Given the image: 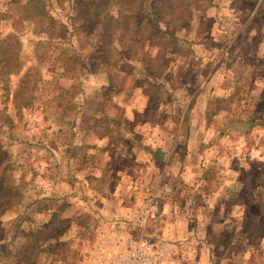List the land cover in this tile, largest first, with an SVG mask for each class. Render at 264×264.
<instances>
[{
  "label": "rangeland",
  "instance_id": "rangeland-1",
  "mask_svg": "<svg viewBox=\"0 0 264 264\" xmlns=\"http://www.w3.org/2000/svg\"><path fill=\"white\" fill-rule=\"evenodd\" d=\"M70 2L69 12L76 17L81 2ZM115 3L121 21L118 30L126 32L123 44H130L131 37L134 39L135 46L128 60H148L154 64L156 70L149 69L154 70L157 81H147V76L142 77L143 70L139 76L136 70L127 73L123 65L119 70L112 64L106 65L108 70L102 69L90 77L89 69L73 62L75 54L79 53L82 62L92 66L91 70L95 67L94 57L101 43L96 40L99 20L94 15V3L85 2L82 7L94 21L84 26L85 32L90 34L83 50H63L66 42L56 36L55 29L45 31L41 29L42 24L37 25L35 21L16 19L14 14L0 20V36L5 34V39L0 41V56L1 52L4 55V63L0 61V190L5 181L10 185L18 182V171L3 167L4 162L16 160L17 156L35 157L31 171L36 176L21 185L20 191L25 196L22 204L0 205V226L23 210L14 241L8 240L9 235L7 240L11 244L4 240V247L1 245L0 264H93L100 248L121 249L131 234L140 232L136 217L150 194H155L160 203L158 211L143 224V232L151 238L166 246L168 237L160 228L164 220L170 221L173 215L169 214V209L182 211L185 206L192 209L201 200L209 199L211 205L218 204L213 211L209 209L206 216L210 222L209 232L218 241L217 264H264V157L256 164L254 156L243 154L240 149L237 151L240 155H228L229 160L238 156L250 162L243 168L244 172H238L240 177L245 176L243 221L227 217V206L222 198L216 203V198L212 201L213 197L201 193L196 199V192L189 195V200L175 198L181 189L180 179L183 178L179 172L188 140L193 139L191 141L197 145L213 141L219 135L206 134L213 123L222 126V132L228 131L230 126L242 128L251 123L260 124L261 129L253 139H249L252 135L245 140L235 136L232 141L240 148L243 140V145L260 151L259 159L264 156V0H116ZM139 7L144 9L143 14ZM56 10L66 21L68 10L62 5ZM205 14H209L208 18L202 19ZM154 15L167 21L166 28L173 31L190 24L196 15L198 37L192 41L197 39L202 45L212 47L211 51L200 54L187 42L158 40L159 46L166 43L175 51L171 54L145 52L141 40L146 32L152 31L147 18H155ZM136 16L142 19L138 26ZM106 20L104 30H108L114 17L108 14ZM210 23L211 38L203 33ZM214 28L217 31L214 32ZM14 35L16 38H12ZM89 44H92L91 50ZM122 58L118 60L123 61ZM167 58L166 79L170 76L175 86V101L167 105L164 102L159 111L161 115L150 119L148 110L152 109L154 99L166 94L167 86L160 85L158 80L163 78L160 77L161 62ZM224 64L230 68H225L229 75L224 78L230 90L229 100H209L207 109L219 108L227 113L217 118L200 115L195 111L203 99L220 92L216 71ZM242 65L247 68L244 70ZM100 78H105L106 86L120 85L125 93L134 88L144 90L146 103L132 120L122 115L120 105L112 103L108 88L104 89L103 96L95 91L89 97L91 88L103 84ZM153 121L154 126L163 125L169 137L179 136L176 154L167 161L154 156L150 150L140 149ZM67 122L74 124L65 128ZM204 132L206 136L202 138ZM260 141L262 145H255ZM166 142L169 141L166 139ZM206 168L211 171V166ZM212 186L209 179L203 188L209 190ZM32 202V210L24 208ZM164 207L166 211H162ZM178 216L173 215L174 219ZM0 235L3 232L0 231ZM244 237L245 243H232L235 239L244 241ZM168 253L167 250L164 254L167 264L174 260Z\"/></svg>",
  "mask_w": 264,
  "mask_h": 264
},
{
  "label": "crops",
  "instance_id": "crops-1",
  "mask_svg": "<svg viewBox=\"0 0 264 264\" xmlns=\"http://www.w3.org/2000/svg\"><path fill=\"white\" fill-rule=\"evenodd\" d=\"M211 4L209 5L211 6ZM207 10H210L209 6H207ZM207 15L209 14L201 16V18L206 19L208 18ZM254 16L255 14L253 12L251 17L253 18ZM215 18L217 19L218 16H215ZM160 21L164 26L161 36H155L152 32H146V36L141 40L143 42V45L145 46V52H151L152 54L158 51H162L165 54L173 53L175 50L172 48H168L167 45H165L168 40L177 41L180 44H185L187 42L188 45H194L193 47H196V49H198L197 52L200 54L206 51H211L212 47L202 45L197 39L195 41H192V39L198 37L195 32V23L198 22L196 15L190 21V24H188L187 26H178L176 31L169 30L168 28H166L165 23H167V21L163 19H160ZM213 21L214 18L212 19V22ZM211 29L212 28L210 23L206 32H203L205 34V37H212V33L210 32ZM215 31H217V28H214V32ZM122 39L124 41V38ZM129 40L130 44H128V49L129 53H132V48L135 46L133 42L134 39L131 37ZM158 40H163L166 43H162L161 46H159L157 44ZM123 41H121L122 43L119 46L116 45V48L121 53L123 52V46H125V44H123ZM226 51L227 50L225 49L222 52V55ZM221 58H223V56H221ZM167 61L168 58L161 62L162 66L160 67L162 68V74L160 75V77L163 78L162 80H158L161 81L160 85L164 84L167 86L166 94L165 97L163 94L159 95V97L154 99L152 109L148 110V112H151L150 116H148V118L150 119H153L156 114L161 115V112L159 111H161V107L164 106V102H166L167 105L168 102L175 101V97L173 95L175 86H173L172 81L169 80L170 76L166 79L169 68V64L167 63ZM128 64H131L129 73H132L136 70V72H140V76L142 75L141 70H143L144 75L142 77L146 78L147 76V81H157L158 77L154 74V70L150 71L149 69L150 67L155 69L156 66L154 64L149 63L148 60L146 62L129 61ZM115 67H118L119 70L123 69L121 67V64L119 66L116 65ZM225 68L230 70L229 66L227 64H224L223 66H220V69L218 71H216L217 79H220V86L218 88H221L220 92H218L216 89L217 93L215 92L211 96L207 98L205 97L203 99L202 104L199 105L198 110L195 111L198 114H205L213 118H217L227 113V110L224 109L218 108L215 110L212 108L213 110L210 111H208L207 109V102L209 100H229L230 90L226 86L227 81H224V78L229 74L225 72ZM242 68L245 70L247 67L242 65ZM138 85H141V83H139ZM138 85H136V87H138ZM143 91V89L134 88L125 93L124 89H121L118 92V95H116L115 105L121 106L123 110L122 115L125 116L128 120H132L134 114L140 112V109L146 103V97ZM154 111L158 112L156 113ZM190 111L194 112V110ZM151 125L152 129L150 128L151 130L145 133V137H147L146 140L143 143H140V145L142 146L140 148L141 151L150 150L149 152L153 153L154 156H159L158 158H160L161 160H169L172 155L176 154L175 151L177 149V144L179 145L180 141V139H177L179 138V136L176 135L174 137H169V132H165L163 125H160V123H158V126H154L155 121L151 122ZM222 128V126L218 127V123L211 124V131L208 133L206 132V134H216L217 136L219 135L217 138L213 139V141H209L207 143H200L197 145V142L191 141L193 139L188 140L185 147V151L183 152L184 158L181 159V161H183L185 165L181 164V166L183 167L180 169L179 172L180 176H182L184 181L183 179H180L181 184L179 185V187L181 189H179L177 197L175 198L180 197L183 200H189V195L193 192L197 193V195H195L196 199L200 198L201 193L202 196L207 194L209 198L213 197L212 201H214V198H216V203L220 202V198H222V201L225 200V204L227 206V208L225 209L227 217L231 220L234 218H239V220H242V215H244L243 210L245 207L244 198L246 197V194L242 191L245 185L243 183L245 176L240 177L238 175V172H244L243 168L245 167V165L250 164V162L248 160L244 161L243 158L238 156L232 157V160H229L228 155H240V153L237 152L240 149L243 154L244 152H247L248 155L250 154L251 156L255 157L256 161L253 163L260 164L264 156H260L259 159L258 155L260 151L257 152V150H254V148H250L249 146L243 145V140H245L246 136L250 135H252V138L249 139H253L255 137V134L259 133L261 125L251 123L242 128H238L237 126H230L228 131L225 132H222ZM149 134L151 135L149 141H152L153 144H151V142L147 140ZM226 134L227 136L224 137ZM204 136H206L205 132L202 138H204ZM235 136L243 139L241 143H239L242 145L240 148L238 147L239 145H235L232 141ZM166 139L169 142H166ZM196 140H199V137ZM255 145L259 147L260 145H262V143L260 141ZM206 166H211V171H208ZM222 166H224V168ZM163 170L164 169H162L161 171ZM208 172L210 174H208ZM170 179L171 177L169 178V180ZM209 179H211V181L213 182V186L211 187V189L206 190L203 188V186L205 187V184ZM172 189L170 186V191ZM170 194L171 196L173 195V193ZM188 207L189 206H185L182 211L180 209L172 211L170 208L168 211L169 214H179V216L174 219L173 215H170V221H167V219H165L163 226L160 228L163 230V234L168 237V239L166 238V246H168L167 250L169 252L168 254H170L171 257L174 259L170 262H174L175 264H217L216 261L219 260V255L218 252H216V244L218 241L214 240L212 234H210L209 232L210 222H207L206 216L208 214L209 209L213 211L214 208L218 207V204L211 205L209 199H205L197 203V206L192 209ZM188 209H190V212L188 211ZM162 211H166V207L162 208ZM245 240V237L244 241H239L238 239H235L234 242L232 241V243L235 244V242H238L237 244H243L245 243ZM220 263H222V259H220Z\"/></svg>",
  "mask_w": 264,
  "mask_h": 264
},
{
  "label": "trees",
  "instance_id": "trees-1",
  "mask_svg": "<svg viewBox=\"0 0 264 264\" xmlns=\"http://www.w3.org/2000/svg\"><path fill=\"white\" fill-rule=\"evenodd\" d=\"M81 2V7L78 8L79 14L75 17V15H72L71 12H69L71 7L70 0H0V20L3 19V17H11L13 14L15 15L16 19L19 20H31L35 21L37 25L41 26V29L45 31H49L51 28H54L56 31V36H59L60 39L64 40L66 42V49L63 50H78L77 48L84 49L87 42V38L90 33L85 32L84 26L87 24H91L93 19H89V14L87 9H83L82 7L87 2L88 4L94 3L95 6V13L94 15L97 16V30H96V40L100 44L101 47H99V50L97 49V54L94 57L95 59V67L91 70L90 67H92L89 64H86L82 62L83 58L79 57V53H76L73 62L76 63V65H79L80 67H85L86 69H89L90 77L95 74H98L99 71L102 69H107L106 65H123L126 67V72L129 73L130 71V65L129 63V49H128V43L123 46V52H119V50L116 48V45L119 46L123 41L122 37L126 34V32L118 30V27H121V21L118 20V9H116V0H79ZM104 3V4H100ZM65 7L69 12L68 15H66V21H64L61 18V13L58 12L59 10H56V7L58 6ZM70 7V8H69ZM142 11V14L144 12V9L142 7H139ZM61 9V8H60ZM77 9V8H75ZM74 10V9H73ZM153 10H151L152 12ZM145 13L147 14L148 11L145 10ZM108 14H112L114 17V20L112 23L108 25V30H104V25L107 23V16ZM155 18H147L149 21V26L151 28V32L156 36H161L162 31L164 29V26L159 18H157L154 15ZM82 19L81 23H77V19ZM136 26L141 24L142 19H138V16H136ZM103 28V30H102ZM117 32V33H116ZM105 33V34H101ZM55 37V35H54ZM12 38H16L15 35L12 36ZM162 38V37H160ZM5 39V34L0 36V41H3ZM164 40V39H163ZM165 41V40H164ZM105 48V49H103ZM92 49V44H89V50ZM114 52V53H113ZM92 53H94V50H92ZM121 55H120V54ZM125 53V54H124ZM112 54H115V56L119 55L118 58ZM0 61L4 63V55L3 52H1ZM125 55V56H123ZM123 57V58H122ZM123 61H120L118 59H121ZM75 66V65H74ZM68 67V66H67ZM108 70V69H107ZM2 72H5V69L1 70ZM1 79V76H0ZM103 84L96 85L95 87L91 88L89 97L93 96V92L98 91V93H104V89L108 88V92H110V98L112 99V103L115 105L116 100L115 97L118 95V92L122 89L120 85L117 84H108L107 86L105 83V78L101 79ZM99 80V81H100ZM108 80V79H107ZM109 82V81H108ZM86 98V97H85ZM109 98V96H107ZM172 102V101H170ZM169 103V102H168ZM74 122H72V125L69 122H67V125L64 127L67 128L72 127ZM68 127V128H69ZM3 129H5L3 127ZM8 142V141H7ZM2 144V143H1ZM6 144V143H5ZM16 155V154H15ZM18 155V154H17ZM15 157V156H14ZM35 157L33 159H27L26 156H17L16 160H11L9 162H4L3 167L6 165L7 168L12 167L15 168L18 171V182L14 185H10L7 181H5V186L0 190V205H3L5 207L14 206V205H20L23 202L24 195L20 191L21 185L27 184L28 180L31 178L36 177L35 174L31 171V165L34 163ZM30 164V165H29ZM33 166V165H32ZM32 203H28L24 206V208L29 207V209L32 210ZM8 209V208H6ZM27 209L24 210V212ZM9 219V221H3L0 226V231L3 232V235H0V254L1 253V245L3 244V241L6 242L8 240H12V242L15 239V230L17 229L18 225H20V220L23 214V210L19 213ZM31 213V212H29ZM28 213V214H29ZM11 226V227H10ZM10 227V228H9ZM14 232V234H13ZM10 237L8 238V236ZM8 238V240H7ZM5 242V243H6ZM4 243V244H5ZM10 242L8 241V244ZM4 244L2 245L4 247ZM11 244V243H10ZM5 251V250H4ZM4 254V252H3ZM5 255H8L7 252ZM1 256V255H0ZM5 257V256H4ZM2 258V257H1ZM9 264V263H8ZM12 264V263H10Z\"/></svg>",
  "mask_w": 264,
  "mask_h": 264
},
{
  "label": "built area",
  "instance_id": "built-area-1",
  "mask_svg": "<svg viewBox=\"0 0 264 264\" xmlns=\"http://www.w3.org/2000/svg\"><path fill=\"white\" fill-rule=\"evenodd\" d=\"M158 207L159 199L155 194H150L136 217L140 232L131 234L121 249L100 248L93 264H167L164 259L167 251L165 243L151 238L142 229L147 219L158 211Z\"/></svg>",
  "mask_w": 264,
  "mask_h": 264
}]
</instances>
